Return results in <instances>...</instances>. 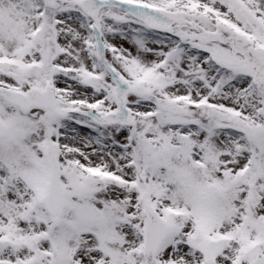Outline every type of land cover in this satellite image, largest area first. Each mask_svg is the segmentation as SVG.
<instances>
[{
	"label": "snow or ice",
	"instance_id": "1",
	"mask_svg": "<svg viewBox=\"0 0 264 264\" xmlns=\"http://www.w3.org/2000/svg\"><path fill=\"white\" fill-rule=\"evenodd\" d=\"M0 264H264V0H0Z\"/></svg>",
	"mask_w": 264,
	"mask_h": 264
}]
</instances>
